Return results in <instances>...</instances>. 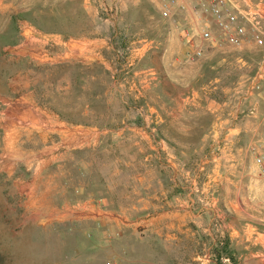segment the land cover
I'll return each instance as SVG.
<instances>
[{"label":"rangeland","instance_id":"rangeland-1","mask_svg":"<svg viewBox=\"0 0 264 264\" xmlns=\"http://www.w3.org/2000/svg\"><path fill=\"white\" fill-rule=\"evenodd\" d=\"M167 1L90 0L85 9L84 0H0V264H97L100 247L119 264L122 249L138 248L139 231L115 224L143 215L107 211L130 201L139 131L165 127L171 141H195L212 123L207 109L241 110L234 122L264 111V0H247L259 14L244 22L242 46L204 43L202 57L188 62L182 30L200 16L163 17ZM179 109L190 133L154 118ZM151 140L165 137L155 130ZM259 143L233 151L208 139L200 150L171 154L189 165L200 160V168L224 155V170L241 171L250 160L247 171L258 180L249 148ZM190 256L179 258L192 264Z\"/></svg>","mask_w":264,"mask_h":264},{"label":"crops","instance_id":"crops-1","mask_svg":"<svg viewBox=\"0 0 264 264\" xmlns=\"http://www.w3.org/2000/svg\"><path fill=\"white\" fill-rule=\"evenodd\" d=\"M88 1L84 0L85 9L89 5ZM175 1L171 9L174 19H190L191 23L195 22L191 1ZM37 17V21L44 18L42 13ZM57 36L62 37L60 34ZM203 44L200 41V46ZM215 52L214 49L212 56ZM167 60L171 62V59L166 58L168 66ZM155 74L156 69L148 72V75ZM154 112L157 123L180 124L183 127L179 133H190L193 124L190 126L179 122L183 118L181 109L166 114L164 120L158 116L157 111ZM238 112L242 113L239 109L233 113L218 109L204 111L203 114H209L212 118V123L202 131L201 139L199 136L195 141H171L166 136L165 127L159 130L155 128L165 137V140L159 142L151 140L154 129L148 133L139 131L138 140L133 143L137 160L133 163L132 175L128 177L133 183L126 196L130 201L107 211L143 215L132 224H115L119 231H139L135 237L138 248H132L131 253L127 247L122 249L118 255L119 264H190L179 258L181 253L189 252L192 264H214V261L207 260V254L223 242L233 256V264H264V169L261 170L260 178L254 180L251 172L247 171L251 168L250 160L249 166L245 161L241 171L235 165L227 171L222 161L224 155L205 159L200 168V160L197 164L189 165L171 154L176 149L200 150V146L208 144V139L212 140L210 147L222 143L223 150L231 148L233 151L247 148L253 139H257L264 150V111L259 115L246 114L234 122ZM229 119L233 120L227 125ZM197 127L200 134V125ZM142 150L146 153H141ZM153 247L158 256H154ZM99 251L100 257L94 262L109 264V248L100 247ZM168 252L172 253L171 257H161V253Z\"/></svg>","mask_w":264,"mask_h":264},{"label":"built area","instance_id":"built-area-1","mask_svg":"<svg viewBox=\"0 0 264 264\" xmlns=\"http://www.w3.org/2000/svg\"><path fill=\"white\" fill-rule=\"evenodd\" d=\"M194 1L196 5L200 7V12L196 9L195 5L191 10L194 14H199V23H196L194 28L186 27L182 30V37L188 46V50L185 52V60H187V62L194 58H200L203 55L201 46H194L192 43L194 33L199 37L202 43H208L212 47H220L222 43L232 47H240L245 43L247 32L244 22L249 20L248 15L259 14V12L252 13L250 11L247 0ZM175 4V0H168L165 2L161 10L162 16L169 17L171 15V9ZM241 6L247 8V14L241 10ZM249 151L254 157V164L263 170V147L251 145ZM222 261L225 264H232L227 257H222ZM113 262H115L114 259H111L110 263Z\"/></svg>","mask_w":264,"mask_h":264},{"label":"trees","instance_id":"trees-1","mask_svg":"<svg viewBox=\"0 0 264 264\" xmlns=\"http://www.w3.org/2000/svg\"><path fill=\"white\" fill-rule=\"evenodd\" d=\"M39 22V21H38ZM213 253L217 256V257H227L229 258V260L233 263V256L231 255V253L228 251L227 249V245L223 242L221 245H218Z\"/></svg>","mask_w":264,"mask_h":264}]
</instances>
